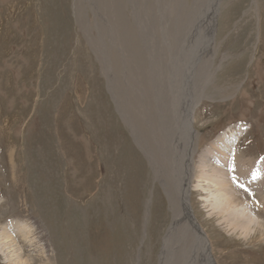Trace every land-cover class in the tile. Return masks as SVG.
I'll use <instances>...</instances> for the list:
<instances>
[{"label":"rangeland","instance_id":"obj_1","mask_svg":"<svg viewBox=\"0 0 264 264\" xmlns=\"http://www.w3.org/2000/svg\"><path fill=\"white\" fill-rule=\"evenodd\" d=\"M82 1L77 14L76 0H0V264L161 262L172 212L166 179L134 137L144 119L137 53L148 70L180 12L172 0H137L144 19L155 17L141 35L124 3L130 46L120 63L97 27L96 0ZM215 14L213 76L193 114L197 173L230 130L240 158L257 166L264 157V0H219ZM203 158L213 175L220 162ZM232 179L264 221V185L259 195ZM191 189L214 263L264 264V231L230 227L206 201L212 185L194 178ZM15 222L30 226L26 241Z\"/></svg>","mask_w":264,"mask_h":264},{"label":"bare ground","instance_id":"obj_2","mask_svg":"<svg viewBox=\"0 0 264 264\" xmlns=\"http://www.w3.org/2000/svg\"><path fill=\"white\" fill-rule=\"evenodd\" d=\"M76 1L75 11L79 14L81 6L79 0ZM172 1L177 3L174 6L177 8L176 12L180 13L174 17L173 28L164 40L169 39L170 44L164 42L165 47L153 55L148 70L144 69L148 64L139 59L141 52L138 50L137 53L139 63L137 81L144 119L142 118L141 126L140 123H135L136 131L133 132L136 143L157 176L167 181L172 221L164 237L160 264H215L207 238L189 207L191 180L197 178L212 185L213 190H209V198L206 201L230 227L245 234L255 232L257 229L264 231V221L258 217L257 212L252 211L254 206L251 207L246 199L239 201L235 184L231 181L234 175L235 181L232 180L238 186L261 195L264 185V157L257 166H252L250 165L252 162L240 158L241 156L235 152L234 142L229 140L235 138L236 133L230 130L229 137L227 134L218 137L215 143L213 142L203 152L200 171L197 173L193 160L197 148L193 114L196 105L202 101L206 85L211 82L213 76L211 70L216 52L215 13L219 0H193L190 7L184 0H181V3L180 0ZM124 3L131 5L133 24L141 35L142 27L149 29L145 26V20L147 19L149 23L155 21L154 16H146V19L141 16L140 3L137 0H96V3H93L97 7L96 17L99 18L97 27L99 25L98 28L104 30L102 40L110 41L111 50L116 48L115 58L120 63H122L120 52H126L130 46L126 41L128 24L125 23V16L119 12L125 7ZM205 156H214L220 162L219 168L213 169L211 176L204 171L205 162L202 161H205L203 158ZM197 187L205 191L202 186ZM260 198L264 201V196ZM260 205L263 209L264 204ZM11 226L16 228L24 240L31 235L32 230L26 224L15 222ZM6 228L7 231L10 230ZM6 235L9 238L10 232H6ZM3 245L4 243L0 241L1 253L4 250ZM5 255L8 258L7 254Z\"/></svg>","mask_w":264,"mask_h":264}]
</instances>
